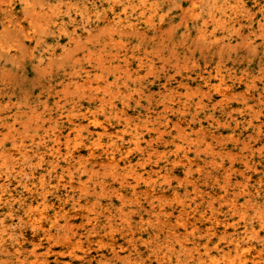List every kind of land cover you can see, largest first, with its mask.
I'll return each mask as SVG.
<instances>
[{
  "label": "clouds",
  "instance_id": "obj_1",
  "mask_svg": "<svg viewBox=\"0 0 264 264\" xmlns=\"http://www.w3.org/2000/svg\"><path fill=\"white\" fill-rule=\"evenodd\" d=\"M0 264H264V0H0Z\"/></svg>",
  "mask_w": 264,
  "mask_h": 264
}]
</instances>
